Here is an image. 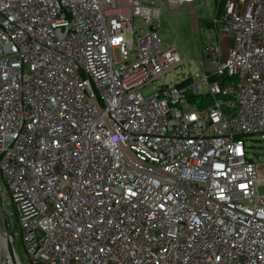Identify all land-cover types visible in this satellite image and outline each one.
Returning a JSON list of instances; mask_svg holds the SVG:
<instances>
[{
	"label": "built area",
	"instance_id": "obj_1",
	"mask_svg": "<svg viewBox=\"0 0 264 264\" xmlns=\"http://www.w3.org/2000/svg\"><path fill=\"white\" fill-rule=\"evenodd\" d=\"M155 1L0 0V206L26 264H264V0H222L201 71L144 96L183 61Z\"/></svg>",
	"mask_w": 264,
	"mask_h": 264
},
{
	"label": "rangeland",
	"instance_id": "obj_2",
	"mask_svg": "<svg viewBox=\"0 0 264 264\" xmlns=\"http://www.w3.org/2000/svg\"><path fill=\"white\" fill-rule=\"evenodd\" d=\"M161 1L163 4L161 5L160 17L154 20L151 25L155 27L158 36L164 43H172V40L175 41L178 49L183 55V61L182 64L166 76V78L144 89L142 92L144 96L154 93L156 87L161 84L172 85L189 75L193 76L201 71V67L194 60V58L200 60V40L196 22H198L201 42L205 41L211 43L215 40L214 34H211L210 40L205 38V34L210 31L205 23H207L208 20H212L215 16V5L213 0H193L194 16L191 15L190 7L186 3H182L178 6L170 4L167 0ZM159 5V0H156L155 7H159ZM200 90L202 92L206 91L203 87H201ZM247 144L252 146L248 155L255 160L264 161V139L260 138V136L252 137L250 140H247ZM261 191H264V188H262ZM0 235L3 236L1 231ZM13 246L19 257L20 263L26 264L19 231L13 236ZM0 262L2 264H12L6 253V244L4 240L0 242Z\"/></svg>",
	"mask_w": 264,
	"mask_h": 264
},
{
	"label": "water",
	"instance_id": "obj_3",
	"mask_svg": "<svg viewBox=\"0 0 264 264\" xmlns=\"http://www.w3.org/2000/svg\"><path fill=\"white\" fill-rule=\"evenodd\" d=\"M0 231L2 232V235L5 239L6 253L10 261L12 262V264H18L16 257H15L14 248L11 242V232L9 228V223H8L7 217L4 211L2 210L1 206H0ZM0 264L2 263L0 262Z\"/></svg>",
	"mask_w": 264,
	"mask_h": 264
},
{
	"label": "trees",
	"instance_id": "obj_4",
	"mask_svg": "<svg viewBox=\"0 0 264 264\" xmlns=\"http://www.w3.org/2000/svg\"><path fill=\"white\" fill-rule=\"evenodd\" d=\"M214 1V5H215V15L218 16L221 11H222V8H223V4H222V0H213ZM208 25V27H211V23L208 24V23H205ZM189 80H187L184 84L188 83ZM203 101V99H202Z\"/></svg>",
	"mask_w": 264,
	"mask_h": 264
},
{
	"label": "bare ground",
	"instance_id": "obj_5",
	"mask_svg": "<svg viewBox=\"0 0 264 264\" xmlns=\"http://www.w3.org/2000/svg\"><path fill=\"white\" fill-rule=\"evenodd\" d=\"M3 240L5 241L4 237L0 235V242Z\"/></svg>",
	"mask_w": 264,
	"mask_h": 264
}]
</instances>
